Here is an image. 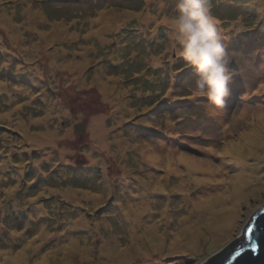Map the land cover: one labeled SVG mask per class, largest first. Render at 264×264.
<instances>
[{
	"label": "rangeland",
	"instance_id": "374dc122",
	"mask_svg": "<svg viewBox=\"0 0 264 264\" xmlns=\"http://www.w3.org/2000/svg\"><path fill=\"white\" fill-rule=\"evenodd\" d=\"M173 4L0 0V264H197L264 202V0H211L231 75L215 111L161 22ZM181 220L201 222L198 246L171 251Z\"/></svg>",
	"mask_w": 264,
	"mask_h": 264
},
{
	"label": "clouds",
	"instance_id": "9594fccd",
	"mask_svg": "<svg viewBox=\"0 0 264 264\" xmlns=\"http://www.w3.org/2000/svg\"><path fill=\"white\" fill-rule=\"evenodd\" d=\"M161 22L176 55L193 69L192 94L206 98L211 111L223 108L230 94V60L211 0H174L172 13Z\"/></svg>",
	"mask_w": 264,
	"mask_h": 264
},
{
	"label": "bare ground",
	"instance_id": "6f19581e",
	"mask_svg": "<svg viewBox=\"0 0 264 264\" xmlns=\"http://www.w3.org/2000/svg\"><path fill=\"white\" fill-rule=\"evenodd\" d=\"M83 59L85 60V58H83ZM69 65L72 66L73 63L70 62ZM93 123H95V120L92 122V124ZM95 132H96V130H93V133H95ZM93 137H98L97 138V140H98V139H100L102 137V135L98 131L97 134L93 135ZM244 142H246L249 146L252 144L251 142H249L248 138H245ZM99 143L101 145H106V144H107V146L110 145L107 136L104 137V143L101 141V139H100ZM244 145H246V144H244ZM251 146H253V145H251ZM145 157L149 158V157H151V155H147ZM172 159L173 158L170 159L171 164H172ZM184 159H185V157H184ZM145 160L148 161V162L151 161L150 159H145ZM158 162L160 163L159 160H158ZM188 162L191 164L192 167H194V169H198V168L201 167L200 165H202L201 163H198V162H196L195 160H192V159H188ZM149 182H150L149 185H154L155 184V182L150 180V179H149ZM158 183H160L159 179H158ZM71 196H74V191H71ZM79 197H82V195H79ZM79 197L77 196V194L75 195V199H79ZM134 201H136V200H134ZM236 203H238V202L236 201L235 204ZM143 207H147V205L145 204ZM225 209H226V207L218 208V209L212 208L210 214L211 215H213V214H224V213H226ZM127 210L132 212L131 215L134 216L131 219L127 215L124 216V219H127V221L129 222V224L131 226V228H130V238L131 239H139V238H141V236L138 234V232H139L138 225L141 222L139 220V218H141L143 216L142 215L143 209L141 207H138V205H136V204L128 203ZM77 221L80 222V220H77ZM188 221L189 220H181V222L185 223V224H182L179 228H177L175 231H173L172 234L169 233L171 235V237H170V235L167 236V238H171L170 244H167L169 246L168 247L169 250H171V249L175 250V249H179L181 247H184V248H186V247H194L195 248V247L198 246V240H199L198 239V235H199L200 230H201L199 228V225H201V222L196 221V222H192V223L189 224ZM229 223L232 224L230 221H229ZM158 226H159L158 221L149 222V223H147L146 229L144 230V232L145 231L148 232V233L156 232L157 231L156 229L158 228ZM208 231L213 234L212 237H215V236H218V235L221 234V231H219L218 223L215 226L210 227ZM70 240L71 241H70L69 245H66V250L64 252L65 255H66L67 250H68L67 248H70V249L72 248V246H70V244L72 242L76 241L75 239H70ZM152 240L154 242L153 243L154 249L162 248V247H164L166 245L165 242H164V237L163 236L162 237H157V236L153 235L152 236ZM166 241H167V239H166ZM106 243H107V245L104 246V249H106V250H110L111 252H115V251L119 250V252L122 255L127 253V249L126 248H119V245H118L117 242L116 243H110V241H107ZM76 245H77V243L75 244V247H76ZM90 247H91L90 244H86V245L80 247L79 250L84 252V251H87V249H88V251L90 252V250H91ZM64 248L65 247H63V249ZM71 250H74V249H71ZM21 255H24L23 252L21 254H19L20 257H21ZM44 258H46L45 261H44V259H41L38 262V264H41V262L43 264H46L48 256L46 255ZM67 260H68V258H67ZM108 261L112 262V264H115L118 260H114L112 257L110 259L108 257ZM63 263L67 264V263H69V261H63Z\"/></svg>",
	"mask_w": 264,
	"mask_h": 264
},
{
	"label": "water",
	"instance_id": "95a60500",
	"mask_svg": "<svg viewBox=\"0 0 264 264\" xmlns=\"http://www.w3.org/2000/svg\"><path fill=\"white\" fill-rule=\"evenodd\" d=\"M248 228L253 231L248 232ZM250 242L257 244L255 252L247 250ZM242 246L246 251L234 260L235 250ZM197 264H264V202L248 217L242 232Z\"/></svg>",
	"mask_w": 264,
	"mask_h": 264
},
{
	"label": "snow or ice",
	"instance_id": "6c2138e0",
	"mask_svg": "<svg viewBox=\"0 0 264 264\" xmlns=\"http://www.w3.org/2000/svg\"><path fill=\"white\" fill-rule=\"evenodd\" d=\"M248 232H252L253 229L252 228H248L247 229ZM257 249V244L254 243V242H250L247 246V250L250 251V252H255ZM246 251V249L242 246L240 247L239 249L235 250L234 252V256H233V259H238L240 258L241 254L244 253Z\"/></svg>",
	"mask_w": 264,
	"mask_h": 264
},
{
	"label": "trees",
	"instance_id": "16d2710c",
	"mask_svg": "<svg viewBox=\"0 0 264 264\" xmlns=\"http://www.w3.org/2000/svg\"><path fill=\"white\" fill-rule=\"evenodd\" d=\"M159 17H161V16H159ZM157 19H158V17H157ZM162 32V31H161ZM164 33V32H163ZM165 40V39H164ZM157 43H161V42H157ZM178 57V56H177ZM191 95V93L190 92H187L186 91V89L184 88V89H182L181 90V92H180V95H178V99L176 100V101H182V100H184V99H187V97H189ZM171 105H172V102H171ZM187 115H189V114H187ZM156 127V129L157 130H159V131H161V133H163V130H162V128L161 127H157V126H155ZM148 129V128H147ZM165 130V129H164Z\"/></svg>",
	"mask_w": 264,
	"mask_h": 264
}]
</instances>
